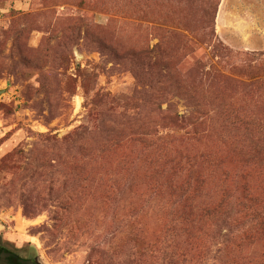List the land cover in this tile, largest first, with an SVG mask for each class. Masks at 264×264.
<instances>
[{
  "label": "rangeland",
  "instance_id": "374dc122",
  "mask_svg": "<svg viewBox=\"0 0 264 264\" xmlns=\"http://www.w3.org/2000/svg\"><path fill=\"white\" fill-rule=\"evenodd\" d=\"M0 238L39 264H264V0H0Z\"/></svg>",
  "mask_w": 264,
  "mask_h": 264
},
{
  "label": "flooded vegetation",
  "instance_id": "af4514ba",
  "mask_svg": "<svg viewBox=\"0 0 264 264\" xmlns=\"http://www.w3.org/2000/svg\"><path fill=\"white\" fill-rule=\"evenodd\" d=\"M21 259L37 262L34 257L23 255L18 248L9 246L3 238H0V264H21Z\"/></svg>",
  "mask_w": 264,
  "mask_h": 264
},
{
  "label": "trees",
  "instance_id": "16d2710c",
  "mask_svg": "<svg viewBox=\"0 0 264 264\" xmlns=\"http://www.w3.org/2000/svg\"><path fill=\"white\" fill-rule=\"evenodd\" d=\"M253 126L257 146L263 147L264 149V118L261 117V113L257 114V116H253Z\"/></svg>",
  "mask_w": 264,
  "mask_h": 264
},
{
  "label": "water",
  "instance_id": "95a60500",
  "mask_svg": "<svg viewBox=\"0 0 264 264\" xmlns=\"http://www.w3.org/2000/svg\"><path fill=\"white\" fill-rule=\"evenodd\" d=\"M0 94H2V91H0ZM20 263L21 264H39V262H33V261H31V260H23V259H21L20 260Z\"/></svg>",
  "mask_w": 264,
  "mask_h": 264
}]
</instances>
